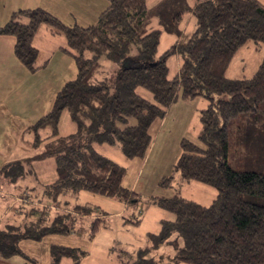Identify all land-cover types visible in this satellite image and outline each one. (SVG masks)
<instances>
[{
  "label": "trees",
  "instance_id": "obj_1",
  "mask_svg": "<svg viewBox=\"0 0 264 264\" xmlns=\"http://www.w3.org/2000/svg\"><path fill=\"white\" fill-rule=\"evenodd\" d=\"M10 18L0 25V35L15 38L14 54L27 70L45 65L33 41L47 24L52 35L65 37L63 49L73 55L77 73L64 83L51 109L27 127L34 135L32 147L43 150L0 168V179L17 187L33 173L34 160H55V178L44 184L43 198L36 199L35 186H26L27 199L20 196L14 216L0 227V257L34 261L19 243L53 234L92 241L109 226L110 213L80 201L81 191L114 198L125 210L139 206L141 194L124 185L128 166L97 146L118 147L127 162L144 159L153 123L178 100L201 97L207 104L199 109L198 140L181 141V154L161 184L176 182L180 188L200 182L216 189L215 198L206 205L178 192L149 197L148 203L170 211L173 219H162L158 232H148L146 246L125 251L114 245L109 255L121 264H162L159 250L167 246L172 264H264V59L253 76L227 74L248 41L264 43L260 0H110L88 26L67 24L41 7L17 10ZM187 18L194 22L190 34ZM163 33L176 41L160 53ZM174 55L180 66L170 77L168 60ZM101 57L115 69L112 78ZM65 110L75 130L61 135ZM88 255L86 249L61 244L49 249L50 264L65 259L81 264Z\"/></svg>",
  "mask_w": 264,
  "mask_h": 264
},
{
  "label": "rangeland",
  "instance_id": "obj_2",
  "mask_svg": "<svg viewBox=\"0 0 264 264\" xmlns=\"http://www.w3.org/2000/svg\"><path fill=\"white\" fill-rule=\"evenodd\" d=\"M155 1L156 0H148L150 4L154 3ZM260 1L264 4V0ZM188 19L190 18H187L185 23L186 28H188L187 32L190 34V29L192 25L194 27V22L192 20L193 24L191 25L190 22H187ZM193 27L191 30H193ZM41 31L44 32L42 38L43 44H40V42L38 43V41H36V44H39V46L43 45V47L46 45L44 54L48 53V55H46V57L45 55L42 56L43 54L41 55L40 62H46L45 65H43L40 69L33 72L27 70L16 58L14 55L15 52L13 51H11L12 55H10V59L0 60V111L3 106H6L3 112L4 115L7 116L5 121L6 123H4L3 126H0V162L3 163L25 156H32L34 154L40 153L43 150V146H39L37 148L32 147L34 135L28 130L27 127L30 124L35 123L38 118L45 115L51 109L53 101L64 83L75 78L77 73L73 55L64 49L61 50L62 47L57 48L59 47L61 42L60 39H62L63 36L56 34L55 37L52 38L51 32L49 33V26L47 24H42L40 26L39 32ZM164 36L167 37L168 35L164 34ZM169 46L170 45H167L166 40L164 39L159 47V52H164ZM64 47H66V44ZM263 59L264 43L256 44L253 41H248L232 60L227 74L232 78L242 77L245 75L248 77L253 76L254 72H256ZM178 61H180V57L178 55H174L168 60L170 77H173L176 74ZM101 62L104 66L105 74L109 78H112L115 74V69H111L110 63L106 61L104 57H101ZM139 94L142 96L145 94L146 97L151 98L152 100V96H150L152 94L143 88H140ZM201 99L202 101L205 100L204 98ZM200 127L201 123L195 121L191 129L192 136L189 138L198 140L197 135ZM74 130L75 124L70 119L69 113L65 110L61 116L59 134L66 135ZM43 134H45V132H43ZM97 147L111 158L122 164L128 165V162L125 160L118 147L106 144H101ZM180 154L181 151H179L178 157ZM173 166L166 176L172 173ZM33 167L34 171L26 180L25 185L35 186V191L33 193H38L36 199H38V196L43 198L42 195L44 191V184L54 180L55 178L54 157H45L40 160L36 159L33 161ZM127 175L124 179L125 184L127 186H131L134 179L130 173ZM153 176L154 174H151L152 178ZM164 177L165 175L160 177L159 174L154 176L153 185L156 183V188L149 187L150 189H141L142 191H139L143 198V201L140 202L139 206L132 205L123 211V218L117 217L115 221L114 219L108 221V227H110L109 229L115 230L114 245H116L117 248L123 249L125 251H132L134 248L146 246L147 233L158 232L162 219H173L174 216L170 211L164 210L157 205L148 203L149 197L158 195L172 196L178 192V194L181 196L208 205L212 202L217 194L215 188L195 181L186 182L180 188H177L176 182L172 186H163V184H161V180ZM19 192H22V190L19 189ZM12 193L15 196L13 195L11 197V201L13 198L14 200L20 199V196H22L21 199H27L25 197L27 196L26 191L17 195V190L11 188V194ZM103 199L104 200L98 201L104 207L107 203L114 205L109 199L112 201H118L109 197H103ZM14 200L12 202H15V204H12L8 214L3 208H0V217L4 215L0 219V227H3L8 221L11 220V218L14 216V211L19 207L20 201ZM39 203L40 202L37 201L35 202L36 205ZM40 205L41 206L39 207L41 208L44 204L40 203ZM106 209L108 210V208ZM111 210L114 212L116 209L111 207ZM126 218L132 219L136 222L138 220L139 221L138 223H131L125 221ZM170 251L171 249L167 246L159 250V254L163 256L162 264H172L168 262L166 257ZM41 253H43V250ZM117 254H119V251L114 250L113 256H117ZM94 257L99 256L94 255ZM65 261L66 260H64L63 264H71L70 259L67 260L68 263ZM88 264L94 263H92L90 260Z\"/></svg>",
  "mask_w": 264,
  "mask_h": 264
},
{
  "label": "crops",
  "instance_id": "obj_3",
  "mask_svg": "<svg viewBox=\"0 0 264 264\" xmlns=\"http://www.w3.org/2000/svg\"><path fill=\"white\" fill-rule=\"evenodd\" d=\"M109 3L110 0H0V25L11 19L10 17L12 13L17 10L41 7L53 13L67 24L77 22L81 26H88L97 21L100 13L109 5ZM43 33L44 32L42 31H38L33 42L41 51V55L43 54L42 56L45 55L46 57V55H48V53L44 54L46 45L43 47V45L39 46V44H36V41L43 44ZM164 34L167 33L162 34L161 42L165 39L167 45L171 46L176 41V36H169L171 34H167L168 36L165 37ZM51 37L54 38L55 35L51 34ZM60 40V45L57 48L62 47V50L66 44V40L64 36ZM15 42L13 36L0 35V60L10 59V55H12L11 51L14 52ZM179 66L180 61H178L177 64V71ZM139 90L140 88L137 89L138 92ZM143 97L151 99L146 97L145 94ZM206 104L207 102L205 100L202 101L201 97H196L189 101L180 99L168 109L163 118L157 119L150 129V133L153 137L151 147L144 159L135 158L128 162V172L131 174L134 181H132L131 186H127L124 180V185L138 192H141V189H150L149 187L156 188V183L154 184L155 186L153 185L154 176L159 174L160 177H162L169 173L171 167L174 165L175 161H177L176 159L179 151H181V141L184 138L192 136L191 129L193 123L195 121L200 122L199 109L206 106ZM5 107L6 106H3L0 111V126H3L4 123H6L7 116H5L3 112ZM2 163L3 162H0V168ZM128 172L127 174H129ZM151 174H154L153 178L151 177ZM25 182L26 180L20 181L18 183L19 187L17 186V188L14 185L4 183L3 179H0V208H3L7 214L12 204H15V202H12L14 198L12 201L10 200L14 195L13 193L11 194V188L17 190L18 195L26 191ZM19 189L22 190V192H19ZM103 197L105 196L87 191H81L79 194L80 201L94 203L108 211L110 213V220L114 219L115 221L117 217H121L125 210L124 204L109 199L114 205L107 203L105 205V207L108 208L107 210L98 201L104 200ZM111 207L116 210H113L114 212H112ZM53 208L54 210L56 209L55 207ZM3 216L4 215H2L0 219ZM109 228L110 227L101 228L92 241L76 237L75 235L66 236L58 234L48 235L40 242L34 240H22L19 243L20 248L34 261L25 259L20 255H14L9 258L0 257V264H50L49 249L51 244H61L88 250L89 255L81 262V264H88L90 260L94 264H120V262L109 255L110 249L115 243V230ZM42 250L43 253H41ZM94 255L99 257H94ZM65 260V262L68 263V259Z\"/></svg>",
  "mask_w": 264,
  "mask_h": 264
}]
</instances>
